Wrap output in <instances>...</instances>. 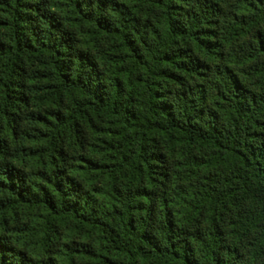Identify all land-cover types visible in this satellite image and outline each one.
<instances>
[{"label":"trees","instance_id":"1","mask_svg":"<svg viewBox=\"0 0 264 264\" xmlns=\"http://www.w3.org/2000/svg\"><path fill=\"white\" fill-rule=\"evenodd\" d=\"M0 264H264V0H0Z\"/></svg>","mask_w":264,"mask_h":264}]
</instances>
